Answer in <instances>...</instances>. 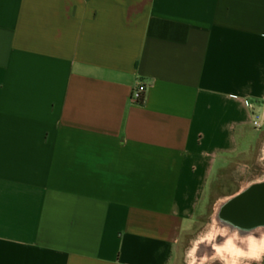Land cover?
I'll list each match as a JSON object with an SVG mask.
<instances>
[{
  "label": "crops",
  "instance_id": "0c3cea01",
  "mask_svg": "<svg viewBox=\"0 0 264 264\" xmlns=\"http://www.w3.org/2000/svg\"><path fill=\"white\" fill-rule=\"evenodd\" d=\"M254 115L264 0H0V264H184Z\"/></svg>",
  "mask_w": 264,
  "mask_h": 264
},
{
  "label": "rangeland",
  "instance_id": "374dc122",
  "mask_svg": "<svg viewBox=\"0 0 264 264\" xmlns=\"http://www.w3.org/2000/svg\"><path fill=\"white\" fill-rule=\"evenodd\" d=\"M262 126L260 129H255L254 138L257 140L260 138V142L255 148L250 158L244 160L245 164L240 166L230 165L226 169L220 179L214 184V195L212 205L205 217L202 219V223L198 226L197 230L190 235L186 244V258L184 264H224L223 260L216 258L215 245L222 244L225 239L230 236L232 231L244 233L241 229L240 223L236 221V218L229 219L227 216H222V209L228 206L229 201L236 198L240 182L244 178H253L258 174L264 175V120H261ZM261 136V137H260ZM249 184L243 185L244 190ZM220 216H218V212ZM228 230L224 234L220 233L215 235L216 237L209 241V237L216 234L217 230ZM242 232V233H241ZM240 264H264V253L260 261Z\"/></svg>",
  "mask_w": 264,
  "mask_h": 264
},
{
  "label": "flooded vegetation",
  "instance_id": "af4514ba",
  "mask_svg": "<svg viewBox=\"0 0 264 264\" xmlns=\"http://www.w3.org/2000/svg\"><path fill=\"white\" fill-rule=\"evenodd\" d=\"M247 183L248 187L244 190L243 185ZM236 198L231 199L222 209V216L225 215L229 219L236 218L240 223L244 233L232 231L224 244L228 247L242 248L243 253L240 255H223L226 258L227 264L258 262L256 256L264 250V175H257L253 178H244L240 182ZM221 210L218 212L220 216ZM228 230H217L216 234L209 237V241H214L217 234H224Z\"/></svg>",
  "mask_w": 264,
  "mask_h": 264
},
{
  "label": "bare ground",
  "instance_id": "6f19581e",
  "mask_svg": "<svg viewBox=\"0 0 264 264\" xmlns=\"http://www.w3.org/2000/svg\"><path fill=\"white\" fill-rule=\"evenodd\" d=\"M215 248H216V258H220L223 260V263L224 264H227V261H226V258L223 256V255H240L241 253H243V250L242 248H238L236 246L234 247H228L224 244V242L220 245H215ZM264 253V250H262L260 253L257 254L256 256V261H260L261 257H262V254ZM229 264H234V262L232 263H229Z\"/></svg>",
  "mask_w": 264,
  "mask_h": 264
},
{
  "label": "built area",
  "instance_id": "2783aa9c",
  "mask_svg": "<svg viewBox=\"0 0 264 264\" xmlns=\"http://www.w3.org/2000/svg\"><path fill=\"white\" fill-rule=\"evenodd\" d=\"M147 91V87L145 85H140L133 94V100L134 102H142L144 98V94ZM253 126L256 129H260L262 126L260 116L254 115V120H253Z\"/></svg>",
  "mask_w": 264,
  "mask_h": 264
}]
</instances>
